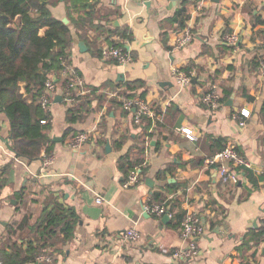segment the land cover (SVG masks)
<instances>
[{"label":"crops","instance_id":"0c3cea01","mask_svg":"<svg viewBox=\"0 0 264 264\" xmlns=\"http://www.w3.org/2000/svg\"><path fill=\"white\" fill-rule=\"evenodd\" d=\"M145 1L99 0L97 14L113 19V27L127 28L132 35L131 40L113 37L133 53L128 65L102 57V49L110 44L107 32L89 23L72 26L71 65L88 90L80 96H90L92 104L71 127L88 131L91 137L81 149L70 147L68 109L76 98L72 104L66 102L61 86L66 76L51 73L56 84L50 131L53 162L45 167L43 159L28 162L0 150V171L10 165L0 193V244L9 224L25 212L24 207L17 212L16 194L37 182L32 187L38 194H30L25 203L33 210V221L51 199L73 207L78 216L73 237L63 242L60 234L50 248L53 264H264V237L250 240L264 229V73L257 65L264 60V0H188L184 28L194 39L184 48L175 46L184 28L173 18L182 0H151L150 8ZM51 10L57 18L67 17L64 2ZM232 34L238 36L235 45L227 41ZM192 61L197 82L181 87L172 71ZM138 80L145 83L139 92L146 88L144 99L156 112L148 117L151 137L136 124L134 110L116 103L123 98L118 94L126 83ZM213 84L221 98L217 109L203 101ZM90 87L99 90L95 94ZM243 109L249 111L248 117L241 114ZM183 128L190 129L194 139ZM139 135H144L147 172L143 175L137 169L139 183L126 187L118 160ZM9 138V118L0 112V144L8 149ZM229 145L250 166L232 165L233 179L224 184L205 158ZM155 193L169 202L171 215L165 222V214L145 210L146 204L157 202ZM97 195L104 197V203L96 201ZM181 212L197 213L206 229L197 238L199 251L193 259L176 255L185 245L181 227L175 226ZM133 226L141 236L129 242L123 234Z\"/></svg>","mask_w":264,"mask_h":264},{"label":"trees","instance_id":"16d2710c","mask_svg":"<svg viewBox=\"0 0 264 264\" xmlns=\"http://www.w3.org/2000/svg\"><path fill=\"white\" fill-rule=\"evenodd\" d=\"M187 1L182 0L173 17L177 18L181 28L186 26ZM61 2L66 5V15L70 23H65L52 13L51 8ZM98 5V0H0V112H4L9 118L8 147L17 157L32 162L42 160L44 154L49 156L53 154L55 142L50 136L52 114L44 110L40 98L49 75L60 74L63 71V60L71 64L72 26L79 28L82 24L89 23L96 30L107 32L110 44L123 47L126 45L117 41L132 39L127 28L113 27L110 23L113 19L99 16ZM108 24L111 25L109 26L111 29ZM116 35H119L121 40L114 39ZM165 36L164 33V41ZM194 65L192 61L182 69L190 74ZM208 78L214 80L215 75H209ZM57 82H60L59 78ZM61 86L65 94L67 79L61 82ZM144 86L145 83L140 80L128 82L125 90L119 92L118 96L126 99L135 96L145 98L146 88L139 92ZM90 88L95 94L99 90L95 87ZM75 94L73 91L74 97ZM89 97L76 96V103L68 109L70 126L66 130L67 135L78 133L72 129L71 124L83 119L81 116L83 111L89 112L88 108L92 104ZM100 98L103 100L102 96ZM121 100L116 103L123 106ZM44 119L48 122L42 123ZM139 126L145 136H152V133H149L151 120L148 117H144ZM143 137L139 135L136 144L118 160V168L123 173L124 181L132 170L140 169L143 175L147 172V167L144 166ZM123 144L124 139L118 142V147L121 148ZM9 167L10 165H7L2 172L0 171V193L6 184L3 176ZM248 175L256 185L253 172H249ZM35 183L37 182H33ZM33 184L16 194L19 201L17 212L23 207L25 212L20 220L12 221L5 232V242L0 244V264H37L39 255L52 254L50 248L60 240V234H64V238L61 239L63 242L73 237L78 222L76 210L70 206L66 207L58 200L51 199L46 203L41 217L33 221V210L26 209L25 206L30 194H38L33 191ZM43 190L44 188L41 189ZM155 195L157 202H165L158 193ZM32 201L36 202L37 199ZM166 204L169 205V202ZM176 216L175 226L180 227L185 214L181 212ZM262 237L264 229L254 232L250 240L259 242Z\"/></svg>","mask_w":264,"mask_h":264},{"label":"built area","instance_id":"2783aa9c","mask_svg":"<svg viewBox=\"0 0 264 264\" xmlns=\"http://www.w3.org/2000/svg\"><path fill=\"white\" fill-rule=\"evenodd\" d=\"M194 1V0H190ZM194 39V34L188 28L181 30V33L176 39L175 46L176 48H184L192 43ZM227 41L235 45L238 41V36L235 34L227 37ZM102 57L108 61H116L120 64L128 65L133 62V55L130 50H126L123 46L116 44L106 45L102 49ZM64 69L62 73L66 76L67 87L64 94V99L69 104H72L76 96H80L86 93V85L82 77L79 75L78 71L67 61L63 60ZM260 70L264 73V60L260 62ZM172 74L181 87H189L192 83L193 78L196 76V71L193 69L190 74L186 73L182 68H174ZM56 91V84L53 79H48L45 85V90L40 98L42 107L46 112L52 111L53 97ZM73 91L76 92L75 97L73 96ZM117 93H115L116 95ZM220 93L218 87L213 84L211 89L204 94L203 101L211 109H217L220 106ZM123 107L129 111L134 110V120L136 124H140L144 117H155L156 112L152 105L140 96H135L132 98H122ZM241 114L248 117L250 115L249 111L243 109ZM48 120H42V123H47ZM244 124V122H242ZM182 132L186 134L187 137L194 139V136L191 133V130L188 128H183ZM91 133L88 131L78 132L73 135L70 140V147L73 149H81L90 139ZM0 150H3L5 153L11 154L12 152L5 145L0 144ZM16 156V155H15ZM17 157V156H16ZM53 162V155H43V165L46 167ZM205 164L209 166L216 167L218 175L222 183L228 184L232 181L234 176V170L232 165H244L250 166V162L243 158L237 149L232 146H226L222 150L218 151L214 155L208 156L205 158ZM141 174L137 169L130 171L128 177L124 181V186L131 187L139 183ZM96 201L99 204L104 203V197L97 195ZM167 201L163 203L159 202H150L146 204L145 210L153 215L162 216L166 213L171 215L169 206L166 204ZM181 233L185 245L177 250V257L181 259H193L198 255L199 246L197 238L204 235L206 229L200 219L199 215L194 212L186 213L182 223H181ZM141 234L137 227L133 226L129 228L124 234L123 237L129 242L137 241L140 238ZM37 260L43 262L44 264H53L54 255L52 254H41L38 256ZM108 264H114L110 262Z\"/></svg>","mask_w":264,"mask_h":264},{"label":"water","instance_id":"95a60500","mask_svg":"<svg viewBox=\"0 0 264 264\" xmlns=\"http://www.w3.org/2000/svg\"><path fill=\"white\" fill-rule=\"evenodd\" d=\"M98 1H99V0H98ZM151 4H152V1H151V0H146V1H145V5H146L148 8L151 7ZM63 21H64L65 23H69V19H68L67 17H65V18L63 19ZM115 24H118V23L115 22ZM79 47H80L81 49H83V48L85 47V44H84L83 42H80V43H79ZM192 82L195 84V83L197 82V78H194V79L192 80ZM57 100H59V101L62 100V96H58ZM147 182L150 183L149 180H147ZM169 218H170L169 213H166V214L163 216V221L165 222V221L169 220Z\"/></svg>","mask_w":264,"mask_h":264}]
</instances>
